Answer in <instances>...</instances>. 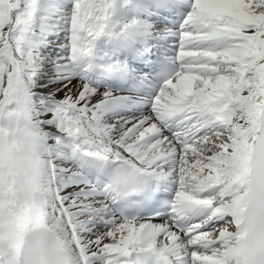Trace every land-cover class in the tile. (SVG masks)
Wrapping results in <instances>:
<instances>
[{
  "label": "snow or ice",
  "instance_id": "obj_1",
  "mask_svg": "<svg viewBox=\"0 0 264 264\" xmlns=\"http://www.w3.org/2000/svg\"><path fill=\"white\" fill-rule=\"evenodd\" d=\"M0 264H264V0H0Z\"/></svg>",
  "mask_w": 264,
  "mask_h": 264
}]
</instances>
